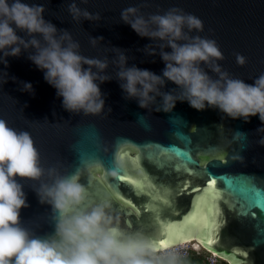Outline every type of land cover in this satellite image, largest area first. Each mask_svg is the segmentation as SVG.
<instances>
[{"label":"water","instance_id":"obj_1","mask_svg":"<svg viewBox=\"0 0 264 264\" xmlns=\"http://www.w3.org/2000/svg\"><path fill=\"white\" fill-rule=\"evenodd\" d=\"M190 239L264 264V0H0V264Z\"/></svg>","mask_w":264,"mask_h":264},{"label":"trees","instance_id":"obj_2","mask_svg":"<svg viewBox=\"0 0 264 264\" xmlns=\"http://www.w3.org/2000/svg\"><path fill=\"white\" fill-rule=\"evenodd\" d=\"M149 251L139 252L136 260L133 258L122 259L118 255L105 253L102 257L101 264H208L205 257L201 254L191 252L186 259L180 260L177 263L162 260H152L147 256ZM207 254V253H206Z\"/></svg>","mask_w":264,"mask_h":264},{"label":"built area","instance_id":"obj_3","mask_svg":"<svg viewBox=\"0 0 264 264\" xmlns=\"http://www.w3.org/2000/svg\"><path fill=\"white\" fill-rule=\"evenodd\" d=\"M203 251L208 255L206 260L208 264H215V261L220 259L219 256L213 253H208L205 250ZM191 252H196L198 254V252L193 247H188L186 244H183L171 247L167 250L149 251L147 256L152 260H162L177 263L180 260L188 258Z\"/></svg>","mask_w":264,"mask_h":264},{"label":"rangeland","instance_id":"obj_4","mask_svg":"<svg viewBox=\"0 0 264 264\" xmlns=\"http://www.w3.org/2000/svg\"><path fill=\"white\" fill-rule=\"evenodd\" d=\"M186 244V243H185ZM197 243H190V244H186L188 247H193L197 252H198V254H201L202 256H204L205 257V259L207 260V258H208V255L206 254V252H204L203 251V249H202V246L201 247H199V246H197L196 245ZM196 253V252H195ZM197 254V253H196ZM136 258H137V255L135 256V257H133V259H135L136 260ZM220 259H218V260H216L215 261V264H230L227 260H225V259H223V258H221V257H219Z\"/></svg>","mask_w":264,"mask_h":264},{"label":"bare ground","instance_id":"obj_5","mask_svg":"<svg viewBox=\"0 0 264 264\" xmlns=\"http://www.w3.org/2000/svg\"><path fill=\"white\" fill-rule=\"evenodd\" d=\"M190 244V243H197L196 245L197 246H199V247H201V244L199 243V242H197V240H195V239H190V240H187V241H184V242H181L180 244H178V245H183V244ZM199 244V245H198ZM175 246H177V245H175ZM171 247V246H170ZM158 251H160V250H158ZM136 253V250H135V252L131 255V256H133L134 254ZM214 254V253H213ZM216 255V254H215Z\"/></svg>","mask_w":264,"mask_h":264},{"label":"flooded vegetation","instance_id":"obj_6","mask_svg":"<svg viewBox=\"0 0 264 264\" xmlns=\"http://www.w3.org/2000/svg\"><path fill=\"white\" fill-rule=\"evenodd\" d=\"M259 171H261V170L251 169V170H247V173H251L253 175H258V173H260Z\"/></svg>","mask_w":264,"mask_h":264},{"label":"clouds","instance_id":"obj_7","mask_svg":"<svg viewBox=\"0 0 264 264\" xmlns=\"http://www.w3.org/2000/svg\"><path fill=\"white\" fill-rule=\"evenodd\" d=\"M133 258V257H132Z\"/></svg>","mask_w":264,"mask_h":264}]
</instances>
